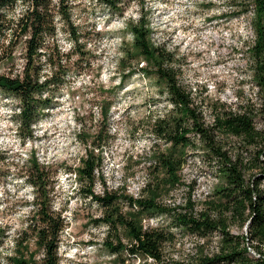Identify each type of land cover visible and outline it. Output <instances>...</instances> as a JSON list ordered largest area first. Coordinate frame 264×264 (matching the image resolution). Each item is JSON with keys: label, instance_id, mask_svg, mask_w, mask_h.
<instances>
[{"label": "rangeland", "instance_id": "obj_1", "mask_svg": "<svg viewBox=\"0 0 264 264\" xmlns=\"http://www.w3.org/2000/svg\"><path fill=\"white\" fill-rule=\"evenodd\" d=\"M54 3L58 7L59 0ZM65 3L77 26L82 51L73 52L70 34L63 19L57 17V38L62 49L69 52L72 65L65 74V83L50 93L54 100L33 125L32 137H23L19 132V101L0 89V264H9L16 239L33 222L34 189L27 181L33 154L49 170L47 188H52L54 209L66 217L67 226L59 244L60 264H112L113 258L103 246L106 226L93 221L102 209L79 190L81 184L71 170L85 156L86 144L101 131L108 138L102 143L103 161L94 186L97 193L106 186L123 187L138 195L155 175L151 165L155 141L151 121L172 105L158 94L153 79L138 72L123 81L119 67L122 43L133 40L127 24L142 9L154 40L182 58V83L202 105L208 120H212L217 107L252 109L257 114L256 126L264 128V99L253 81V64L246 51V44L253 43L254 32L252 6L245 12V0H124L122 13L99 0ZM24 9L26 4L19 2L12 14L16 16ZM13 55V61L0 62L1 72L22 73L24 42L17 44ZM50 70L46 66L42 74ZM106 105L110 110L105 120L101 107ZM231 143V151L246 159L255 154L256 147L246 149L243 140L233 138ZM159 147H163L162 142ZM261 158L264 160V154ZM181 177L182 183L164 194L163 201L182 203L190 195L197 208L202 207L217 182L214 171L201 155L192 154ZM166 222L167 217L160 215L145 220L152 227ZM246 225L232 223L230 230L243 234ZM172 230L175 238L164 249L166 264L189 262L202 250H218V234L201 239L175 227ZM28 234L30 251H34L33 231ZM40 257L42 252L37 254ZM131 262L154 264L152 259L141 258Z\"/></svg>", "mask_w": 264, "mask_h": 264}, {"label": "trees", "instance_id": "obj_2", "mask_svg": "<svg viewBox=\"0 0 264 264\" xmlns=\"http://www.w3.org/2000/svg\"><path fill=\"white\" fill-rule=\"evenodd\" d=\"M65 1L59 0L57 7L54 0H0V62L13 61L17 44L24 42L22 73L0 71V89L19 101L16 117L23 137L33 136V125L54 100V94L50 93L65 83V74L72 65L69 52L62 49L57 38V17L63 19L70 34L73 52L82 51L77 26ZM99 1L114 12H123L124 0ZM19 2L26 4V9L15 16L12 12ZM245 3V12L252 6L254 32L253 43L246 44V51L253 64V81L264 99V0H245ZM127 29L133 40L122 43L121 79L124 81L138 72L153 79L158 94L172 107L151 121L155 137L151 165L155 175L138 195L123 187L105 186L100 193L94 190L103 161L102 143L108 138L101 131L86 144L85 156L71 170L81 184L79 190L102 209L93 221L106 226L103 246L112 256V264H135L131 262L135 258L166 264L165 245L174 240L176 233L172 227L201 239L219 235L217 251L202 250L189 262L173 264H264V160L261 158L264 128L256 126V112L222 106L215 108L212 120H208L202 105L182 83V58L154 40L144 9L137 18L129 20ZM46 66L51 70L42 74ZM45 92L49 93L45 95ZM109 110L110 105L101 107L103 119L108 118ZM233 138L243 140L246 149L256 147L253 157L246 159L239 152H232L228 146ZM160 142L163 147H159ZM192 154L201 155L217 177L209 199L200 208L190 195L182 203L163 201L164 194L182 183L181 171ZM29 162L27 181L34 189L33 222L16 239L8 263L60 264L59 244L67 226L66 217L52 205L47 166L34 154ZM152 179L155 180L151 182ZM159 215L167 217L166 225L145 224L146 219ZM232 223L241 227L247 224L246 233H232ZM31 230L36 244L34 251L29 247ZM39 252L42 257L37 258Z\"/></svg>", "mask_w": 264, "mask_h": 264}, {"label": "built area", "instance_id": "obj_3", "mask_svg": "<svg viewBox=\"0 0 264 264\" xmlns=\"http://www.w3.org/2000/svg\"><path fill=\"white\" fill-rule=\"evenodd\" d=\"M250 250H251L254 254H256V251H255L253 248H250Z\"/></svg>", "mask_w": 264, "mask_h": 264}]
</instances>
